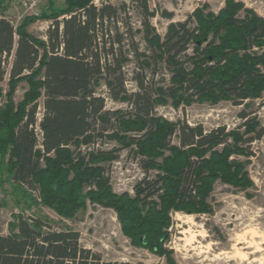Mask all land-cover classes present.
<instances>
[{
    "label": "trees",
    "instance_id": "obj_1",
    "mask_svg": "<svg viewBox=\"0 0 264 264\" xmlns=\"http://www.w3.org/2000/svg\"><path fill=\"white\" fill-rule=\"evenodd\" d=\"M95 1L64 0L63 7L19 23L0 13V84L7 86L0 155L15 184L39 192L60 214L73 216L86 199L113 208L131 242L167 263L105 260L81 243L78 230L19 215L15 231L0 232V264H176L165 247L170 212H208L206 199L218 179L243 188L252 183L243 163L230 158L254 155L252 143L264 137L246 103L264 98V17L226 0L217 13L204 5L171 22L162 36L148 0H133L140 28L126 2ZM38 20L50 21L45 38L29 30ZM129 63L135 64V91L126 84ZM162 68L170 73L167 84H160L165 76L156 80ZM23 82L28 88L16 101ZM103 83L129 109L106 110ZM170 100L175 107L193 100L246 106L236 128L206 130L158 116L157 107ZM98 137L119 147L82 149ZM123 149L145 172L134 195L116 193L108 175Z\"/></svg>",
    "mask_w": 264,
    "mask_h": 264
},
{
    "label": "rangeland",
    "instance_id": "obj_2",
    "mask_svg": "<svg viewBox=\"0 0 264 264\" xmlns=\"http://www.w3.org/2000/svg\"><path fill=\"white\" fill-rule=\"evenodd\" d=\"M114 4L126 2L132 14L134 25L140 28V17L133 0H96ZM245 7L254 10L264 17V0H236ZM154 11L151 18L157 32L165 35L171 22L183 21L199 7L207 6V11L217 13L225 6L226 0H148ZM51 6L63 7L64 0H0V13L5 14L15 23L21 22L27 15L40 14ZM167 14H172L169 17ZM243 15L244 12L241 11ZM50 21L38 20L29 30L45 38ZM141 40V45L145 43ZM134 63L126 67L128 72L127 87L136 90L132 71ZM166 78H165V77ZM165 78L169 82L170 73L162 68L158 70L157 81ZM28 84H20L16 101L24 97ZM6 83L0 84V108L5 101ZM99 94L106 98V110L129 109L128 103L114 101L103 83ZM42 99L38 118L43 113ZM247 110L264 126V98L251 99L246 102ZM246 105H235L232 101L222 100L217 103L193 100L190 104L175 107L171 100L168 104L159 105L158 116L172 122L185 121L190 125L203 124L206 130L226 126L232 130L242 123L239 112ZM244 130V129H242ZM111 149L119 147L115 140L98 137L95 144L84 145V151L92 148ZM221 148V147H219ZM254 155L233 154L231 160L244 165L252 181L249 187L234 186L218 179L206 199L208 212L186 213L171 211L169 239L165 243L167 250L176 264H264V137L252 143ZM152 171L151 174H156ZM108 175L116 193L125 191L134 195V186L145 176L138 160L126 149L120 151ZM19 215L36 216L53 223L56 227L69 226L81 233V243L103 255L109 261H129L145 263H167L166 256H159L147 248L134 245L122 232L117 213L113 208L85 200V204L71 217L60 214L56 209L43 201L39 192L29 190L26 186L15 184L7 166V157L0 155V232L8 234L15 231Z\"/></svg>",
    "mask_w": 264,
    "mask_h": 264
},
{
    "label": "built area",
    "instance_id": "obj_3",
    "mask_svg": "<svg viewBox=\"0 0 264 264\" xmlns=\"http://www.w3.org/2000/svg\"><path fill=\"white\" fill-rule=\"evenodd\" d=\"M127 83V82H126ZM157 110V109H156ZM39 121H40V119H39ZM37 131L38 132H40V128L38 127V125H37Z\"/></svg>",
    "mask_w": 264,
    "mask_h": 264
}]
</instances>
